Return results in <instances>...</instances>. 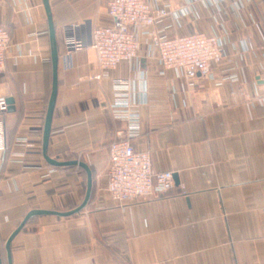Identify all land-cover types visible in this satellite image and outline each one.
Listing matches in <instances>:
<instances>
[{
  "label": "crops",
  "instance_id": "obj_1",
  "mask_svg": "<svg viewBox=\"0 0 264 264\" xmlns=\"http://www.w3.org/2000/svg\"><path fill=\"white\" fill-rule=\"evenodd\" d=\"M186 6L168 36L190 32L224 38L236 83H192L162 71L148 37L137 58L100 71L93 49L65 59V28L105 25L108 0H48L58 47L57 92L48 156L78 160L91 171L87 204L70 216L35 215L10 243L12 264H264V0H170ZM0 24L11 45L0 93L12 100L4 115L6 150L0 151V264L5 241L32 209L68 211L83 200L86 173L77 165L50 166L41 150L52 84L51 42L42 0H0ZM247 49L240 54L241 44ZM162 71V73H160ZM100 73V78L93 76ZM141 86L136 98L140 133L135 150L149 153L153 171L177 178L167 193L118 204L107 183L108 145L124 127L107 111L112 80ZM31 146L12 157L17 135Z\"/></svg>",
  "mask_w": 264,
  "mask_h": 264
},
{
  "label": "built area",
  "instance_id": "obj_2",
  "mask_svg": "<svg viewBox=\"0 0 264 264\" xmlns=\"http://www.w3.org/2000/svg\"><path fill=\"white\" fill-rule=\"evenodd\" d=\"M242 6L241 0L234 8ZM187 13L184 5L173 7L170 0H108L109 23L92 26L82 32L79 24L66 26L65 43L68 60L74 50L91 48L95 52L100 71L116 68L120 63L136 60L140 38L148 37V49L153 51L162 71L171 69L175 76L188 83L197 77L212 81L215 86L236 83L238 72L235 66L223 69L219 74L215 65L230 60L226 55L224 38L202 32H190L168 36L164 31L167 21L178 22ZM11 45V38L4 25L0 24V74L5 68V55ZM241 53L247 46L242 43ZM162 71L160 73H162ZM100 78V73L93 76ZM138 84L127 78L112 80V100L107 106L111 117L124 124L115 132L108 145V167L106 191L112 201L122 204L141 197H158L174 186L171 171H153L150 155L145 150H135L131 141L140 133L141 121L138 106L144 100L136 98ZM140 91H143L140 88ZM7 96L0 93V151L6 150L4 115L8 110ZM13 144L23 150L11 153L12 157H24L26 147L31 146L27 135H17ZM41 154V150L36 151ZM55 171L49 166L45 174ZM264 211V207H263Z\"/></svg>",
  "mask_w": 264,
  "mask_h": 264
},
{
  "label": "water",
  "instance_id": "obj_3",
  "mask_svg": "<svg viewBox=\"0 0 264 264\" xmlns=\"http://www.w3.org/2000/svg\"><path fill=\"white\" fill-rule=\"evenodd\" d=\"M47 22H48V31H49V37L51 42V66H52V84H51V91L50 96L46 108L45 118H44V124H43V131H42V145H41V153L44 158V160L53 167H61V166H72L77 165L79 167H82L86 172V190L85 195L82 200V202L75 208L68 210V211H56V210H44V209H32L21 220V222L17 225V227L10 233V235L7 237L5 241V250L7 255V263H11V255H10V243L14 236L21 230V228L24 226L26 221L35 215H41V214H54L58 216H70L75 213H78L84 206L87 204L90 192H91V171L88 165L82 161L78 160H57L55 158H52L48 156L47 154V148H48V142L50 137V127H51V121H52V114L54 109V103L56 99V92H57V63H58V47H57V40L55 36V29L54 24L52 21V16L50 12L49 2L48 0H42ZM9 106L12 104L11 99H7ZM8 106V108H10ZM174 181L177 183V178L175 175H173Z\"/></svg>",
  "mask_w": 264,
  "mask_h": 264
},
{
  "label": "trees",
  "instance_id": "obj_4",
  "mask_svg": "<svg viewBox=\"0 0 264 264\" xmlns=\"http://www.w3.org/2000/svg\"><path fill=\"white\" fill-rule=\"evenodd\" d=\"M47 154H48V153H47ZM55 168H57V167H55ZM84 171H85V170H84ZM85 173H86V172H85ZM74 208H75V207H74ZM72 209H73V208H72ZM70 210H71V209H70ZM33 217H34V216L30 217V218L26 221V223L24 224V226H25V225L29 222V220L32 219ZM24 226H23V227H24Z\"/></svg>",
  "mask_w": 264,
  "mask_h": 264
}]
</instances>
